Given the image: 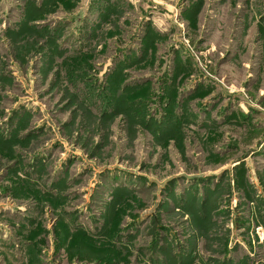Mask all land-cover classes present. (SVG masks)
<instances>
[{"label":"rangeland","instance_id":"obj_1","mask_svg":"<svg viewBox=\"0 0 264 264\" xmlns=\"http://www.w3.org/2000/svg\"><path fill=\"white\" fill-rule=\"evenodd\" d=\"M0 264H264V0H0Z\"/></svg>","mask_w":264,"mask_h":264}]
</instances>
